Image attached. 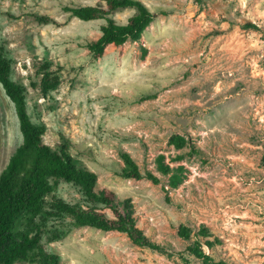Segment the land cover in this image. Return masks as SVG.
Segmentation results:
<instances>
[{
  "label": "rangeland",
  "instance_id": "rangeland-1",
  "mask_svg": "<svg viewBox=\"0 0 264 264\" xmlns=\"http://www.w3.org/2000/svg\"><path fill=\"white\" fill-rule=\"evenodd\" d=\"M140 1L155 16L140 40L109 45L93 59L84 43L103 21L81 22L63 8L98 0H0V45L31 121L45 127L44 142L66 141L98 188L131 199L137 226L157 249L69 219L42 226L44 246L61 264H202L187 250L198 241L215 262L264 264V0ZM131 14L112 18L124 24ZM40 15L58 24L37 22ZM43 65L60 77L46 95L38 88ZM173 137L187 144L177 149ZM21 141L0 86V173ZM121 153L159 184L120 177ZM159 156L183 167L177 188L158 172ZM53 195L82 204L64 181ZM56 227L67 233L50 240Z\"/></svg>",
  "mask_w": 264,
  "mask_h": 264
},
{
  "label": "trees",
  "instance_id": "trees-1",
  "mask_svg": "<svg viewBox=\"0 0 264 264\" xmlns=\"http://www.w3.org/2000/svg\"><path fill=\"white\" fill-rule=\"evenodd\" d=\"M124 10H131L132 14L126 23L119 24L112 16ZM63 11L81 22L103 21L100 35L84 43L93 59L101 57L109 45L120 47L127 41H139L155 17L140 0H98L94 6L64 7ZM34 18L42 24H58L45 15ZM245 28L257 30L251 24ZM38 72L41 76L38 88L43 95L59 86L60 77L49 70V65L39 67ZM10 73L11 62L0 45V86L13 104L22 138L0 173V264H61L59 257L49 252L42 241V226L48 220L69 219L74 228L116 232L125 235L136 247L157 249V245L137 226L131 199H120L113 191L98 188L96 174L73 157L66 141L62 140L55 148L44 142L45 127L31 121L24 88L11 80ZM170 143L177 149L187 144L180 137L171 138ZM120 158V177L159 184L156 175L150 172L142 174L128 154L121 153ZM163 158L159 156L156 159V168L161 175L168 176L169 188H177L183 167L172 168L164 163ZM261 164L264 169V156ZM58 181L73 185L81 195L82 204L71 205L55 197L53 193ZM66 233L56 227L50 233V240H58ZM179 235L190 239L186 228L181 227ZM200 236L204 238L207 235L201 231ZM204 245L211 248L208 241ZM187 250L202 264H226L213 261L202 251L198 241H194Z\"/></svg>",
  "mask_w": 264,
  "mask_h": 264
}]
</instances>
